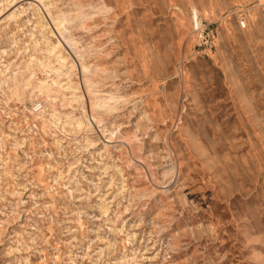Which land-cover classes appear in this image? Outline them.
Masks as SVG:
<instances>
[{
	"label": "rangeland",
	"instance_id": "374dc122",
	"mask_svg": "<svg viewBox=\"0 0 264 264\" xmlns=\"http://www.w3.org/2000/svg\"><path fill=\"white\" fill-rule=\"evenodd\" d=\"M0 264H264V0H0Z\"/></svg>",
	"mask_w": 264,
	"mask_h": 264
},
{
	"label": "built area",
	"instance_id": "2783aa9c",
	"mask_svg": "<svg viewBox=\"0 0 264 264\" xmlns=\"http://www.w3.org/2000/svg\"><path fill=\"white\" fill-rule=\"evenodd\" d=\"M242 25H246V23L242 20ZM201 27L199 26L198 30H200ZM206 28H202V31H201V36L204 37L205 39V43H212L213 42V36L208 32L207 35H204V32H205Z\"/></svg>",
	"mask_w": 264,
	"mask_h": 264
},
{
	"label": "bare ground",
	"instance_id": "6f19581e",
	"mask_svg": "<svg viewBox=\"0 0 264 264\" xmlns=\"http://www.w3.org/2000/svg\"><path fill=\"white\" fill-rule=\"evenodd\" d=\"M64 23H65V21H63V20H60V21H59V24L62 25V26L64 25ZM64 29H65V28H64ZM54 30H55V29H54ZM111 132H112V131H111ZM117 133H118V132H117ZM112 135H114V134H112ZM117 136H118V135H117ZM136 159H137V158H136ZM135 162H136V161H135ZM138 164H139V163H138Z\"/></svg>",
	"mask_w": 264,
	"mask_h": 264
}]
</instances>
